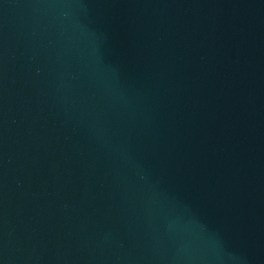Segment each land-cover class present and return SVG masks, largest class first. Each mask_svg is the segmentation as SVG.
<instances>
[{"label":"water","instance_id":"obj_1","mask_svg":"<svg viewBox=\"0 0 264 264\" xmlns=\"http://www.w3.org/2000/svg\"><path fill=\"white\" fill-rule=\"evenodd\" d=\"M0 264H264V0H0Z\"/></svg>","mask_w":264,"mask_h":264}]
</instances>
